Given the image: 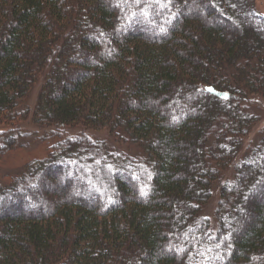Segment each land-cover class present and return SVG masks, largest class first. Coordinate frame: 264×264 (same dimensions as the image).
<instances>
[{
  "label": "trees",
  "instance_id": "obj_1",
  "mask_svg": "<svg viewBox=\"0 0 264 264\" xmlns=\"http://www.w3.org/2000/svg\"><path fill=\"white\" fill-rule=\"evenodd\" d=\"M251 96L256 0H0V160L23 122L57 139L0 184V264H264Z\"/></svg>",
  "mask_w": 264,
  "mask_h": 264
},
{
  "label": "rangeland",
  "instance_id": "obj_2",
  "mask_svg": "<svg viewBox=\"0 0 264 264\" xmlns=\"http://www.w3.org/2000/svg\"><path fill=\"white\" fill-rule=\"evenodd\" d=\"M256 6L258 11L261 14H264V0H256ZM38 92L39 87H37L31 93L29 101H27V106L29 108H34ZM245 104L249 106L257 116H259V122L256 124V126H254V128L245 138L243 149L241 152L242 156H245L249 148L256 144L261 131L264 129V99L260 96H251L247 99V102ZM21 128L25 133H31L32 136L23 141L26 144L24 147L21 146L17 148L15 151L9 153L2 160H0V184L3 186L9 185L13 178L20 175L29 162L46 158L50 153V145L55 144V141L57 140L49 138V136H47L48 131L40 130L31 121L23 122ZM80 133L81 131H78L76 129L66 130L65 132L63 131L64 136L79 135ZM87 134L93 139L106 140L111 144H113L114 142L106 132H92ZM45 137L47 138V140L43 141ZM115 147L117 148L118 146ZM118 148L131 154H136L137 152H139L137 149L132 148V146H128L122 149L120 147ZM233 175V171H229L225 175V179H232ZM219 201V187L215 186L213 188L212 198L208 202L204 210V214L210 218L213 224H215V210L218 206ZM261 201L264 202V197L261 199Z\"/></svg>",
  "mask_w": 264,
  "mask_h": 264
},
{
  "label": "snow or ice",
  "instance_id": "obj_3",
  "mask_svg": "<svg viewBox=\"0 0 264 264\" xmlns=\"http://www.w3.org/2000/svg\"><path fill=\"white\" fill-rule=\"evenodd\" d=\"M137 2H138V0H137ZM163 6V5H162ZM135 15V13H133V16ZM208 251H211V249H209Z\"/></svg>",
  "mask_w": 264,
  "mask_h": 264
}]
</instances>
